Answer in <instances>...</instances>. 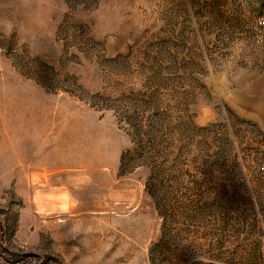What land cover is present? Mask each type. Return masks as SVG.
Returning a JSON list of instances; mask_svg holds the SVG:
<instances>
[{
    "label": "rangeland",
    "instance_id": "1",
    "mask_svg": "<svg viewBox=\"0 0 264 264\" xmlns=\"http://www.w3.org/2000/svg\"><path fill=\"white\" fill-rule=\"evenodd\" d=\"M263 21L0 0V264H264Z\"/></svg>",
    "mask_w": 264,
    "mask_h": 264
},
{
    "label": "built area",
    "instance_id": "2",
    "mask_svg": "<svg viewBox=\"0 0 264 264\" xmlns=\"http://www.w3.org/2000/svg\"><path fill=\"white\" fill-rule=\"evenodd\" d=\"M261 29L264 32V21L261 23Z\"/></svg>",
    "mask_w": 264,
    "mask_h": 264
},
{
    "label": "trees",
    "instance_id": "3",
    "mask_svg": "<svg viewBox=\"0 0 264 264\" xmlns=\"http://www.w3.org/2000/svg\"><path fill=\"white\" fill-rule=\"evenodd\" d=\"M142 156L145 158L144 154H142ZM142 156H141V157H142ZM147 159H148V157H147ZM122 168H123V164H121V169H122Z\"/></svg>",
    "mask_w": 264,
    "mask_h": 264
},
{
    "label": "clouds",
    "instance_id": "4",
    "mask_svg": "<svg viewBox=\"0 0 264 264\" xmlns=\"http://www.w3.org/2000/svg\"><path fill=\"white\" fill-rule=\"evenodd\" d=\"M73 232H76V229H73ZM76 236H79V235H76ZM76 236H74L73 238H75ZM84 243V242H83Z\"/></svg>",
    "mask_w": 264,
    "mask_h": 264
},
{
    "label": "bare ground",
    "instance_id": "5",
    "mask_svg": "<svg viewBox=\"0 0 264 264\" xmlns=\"http://www.w3.org/2000/svg\"><path fill=\"white\" fill-rule=\"evenodd\" d=\"M48 126H49V124H48ZM48 126H47V127H48Z\"/></svg>",
    "mask_w": 264,
    "mask_h": 264
}]
</instances>
